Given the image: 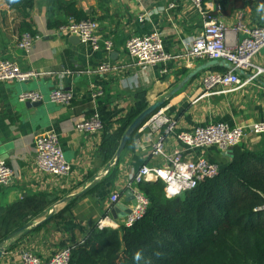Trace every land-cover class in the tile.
I'll return each instance as SVG.
<instances>
[{"label":"crops","instance_id":"0c3cea01","mask_svg":"<svg viewBox=\"0 0 264 264\" xmlns=\"http://www.w3.org/2000/svg\"><path fill=\"white\" fill-rule=\"evenodd\" d=\"M39 1L35 0L31 11L38 36L27 54L17 46L16 13L5 0H0V60L15 61L24 71L38 73L24 83H0V162H6L15 173L11 186L0 187V236L2 228L42 222L51 211L53 216L6 242L7 250L0 264H16L25 250L49 259L63 248L83 244L97 222L109 213L122 224L133 207L130 178L145 164L164 165L153 159V146L142 126L128 141L114 181L103 183L114 167L108 169L111 162L106 163L101 153L102 135L75 131V124L94 112L111 133L121 129L120 121L139 101L150 106L163 99L168 103L162 110L175 121L176 133L210 123L246 126L264 121V74L239 91L196 99L202 78L225 70L217 66L202 71L172 95L191 71L208 62L185 57L188 42L202 33L205 23V17L188 0H63L75 2L89 19L98 23L100 35L114 43L111 53L93 52L81 41H74V36L49 29V13ZM216 13L231 30L229 42L233 45L243 37L233 31L239 17L245 26L264 27V0H221ZM142 14H146L143 22L139 20ZM54 18L64 20L60 14ZM153 30L161 32L166 51L174 59L145 69L135 66L96 73L103 64L126 65L127 40ZM254 63L264 68V48L255 56ZM163 69L168 72L162 73ZM254 72L245 71L243 79ZM58 88L74 94L70 106L46 100L34 107L18 101L23 91H41L48 97ZM94 92L103 94L94 101ZM50 130L58 134L71 165L69 175L62 181L41 173L35 165L37 135ZM255 142L258 145L254 146ZM263 145L264 136H251L243 144L251 149ZM178 148L182 145L176 135L170 136L166 151ZM233 155V149L221 151L211 147L187 152L184 157H205L223 168ZM82 192L79 197H72ZM114 194L120 195L116 204L111 202Z\"/></svg>","mask_w":264,"mask_h":264},{"label":"built area","instance_id":"2783aa9c","mask_svg":"<svg viewBox=\"0 0 264 264\" xmlns=\"http://www.w3.org/2000/svg\"><path fill=\"white\" fill-rule=\"evenodd\" d=\"M205 17L203 31L200 35L190 39L188 42L185 57L190 59H205L208 61H225L231 65L230 69L222 72L208 73L202 78L201 88L197 92V98L227 94L243 89L248 83L264 74V68L254 63V58L264 48V27H248L238 18L234 33L242 34V39L235 45L229 42L231 30L226 23L213 16L212 13L219 10L221 0H188ZM174 4H171V8ZM146 14H142L139 20L143 22ZM60 33L78 37L84 45L93 52L106 51L111 53L114 49L112 40L103 38L99 33L98 23L88 19L80 22L70 20L67 25L59 29ZM34 38L29 34L18 38L17 46L24 53L30 54ZM126 48L129 62L123 66L113 67L110 64H103L96 73H106L114 69L128 67L148 68L165 64L174 59L165 48L164 39L159 30H153L144 36H133L127 40ZM255 71L248 79H243L241 71ZM162 73H167L163 69ZM38 73L29 70L24 71L20 65L11 60H0V83L20 82L24 83L36 77ZM102 92L92 93V99L96 101ZM75 99L71 91L64 89L53 90L48 97L41 91H23L18 95V101L27 103H50L60 106H70ZM147 133V141L153 146L152 157L161 160L164 165L155 166L145 164L139 168L133 177L130 178V190L136 201V205L126 216L122 224H119L109 213L102 217L96 224L98 230L118 229L121 225L133 226L145 215L150 205V200L143 194L140 186L144 183L160 181L164 184L165 195L173 199L191 191L199 186L206 178L216 176L220 167L205 157L193 159L185 158V153H196L216 147L221 151H229L239 145H243L251 136H264V121H259L246 126H232L225 122L210 123L197 126L192 131L176 133V123L164 110H157L142 125ZM141 126V127H142ZM105 130V123L101 116L94 112L89 118L78 121L75 124V131L84 135H102ZM176 135L182 148L167 152L165 143L167 139ZM36 169L41 173L62 181L71 169L65 152L60 144L58 134L53 131L39 133L36 138ZM258 145L257 142L253 144ZM15 173L13 169L0 162V187H9L13 184ZM120 201V195L111 196V202L116 204ZM74 247H66L55 252L49 259H42L32 251H23L19 262L16 264H69Z\"/></svg>","mask_w":264,"mask_h":264},{"label":"trees","instance_id":"16d2710c","mask_svg":"<svg viewBox=\"0 0 264 264\" xmlns=\"http://www.w3.org/2000/svg\"><path fill=\"white\" fill-rule=\"evenodd\" d=\"M41 1L49 13V29L89 19L75 2ZM5 2L16 13L18 38L29 34L35 39V0ZM57 14L64 20L55 19ZM147 107L146 101H139L114 133L105 125L100 150L106 163L112 162L124 133ZM233 150V159L216 176L177 198L168 199L160 181L142 184L150 200L143 218L131 227L100 231L95 226L85 242L74 247L69 264H264V145ZM117 166L103 183L114 181ZM23 225L2 228L0 242Z\"/></svg>","mask_w":264,"mask_h":264},{"label":"water","instance_id":"95a60500","mask_svg":"<svg viewBox=\"0 0 264 264\" xmlns=\"http://www.w3.org/2000/svg\"><path fill=\"white\" fill-rule=\"evenodd\" d=\"M74 41H80V39L78 37H74ZM222 67L224 69H230L231 65L225 61H217V60H213V61H208L203 65H200L198 67H196L193 71H191L186 77L185 79H183V81L179 84V86L172 92V95L176 94L177 92H179L181 89H183L191 80L195 79L202 71H205L207 69H211L214 67ZM241 74H245L244 71H241ZM167 99H163L161 101H158L150 106H148L132 123L131 125L128 127V129L126 130V132L124 133L120 145L118 147V150L115 154L114 159L112 160V162L109 164L108 169H112L113 167L117 166L119 159L123 153V151L126 148V145L130 139V137L137 131L140 129V127L149 119V117H151L157 110L161 109L165 103H166ZM28 106H39L41 105V103H27ZM108 170V171H109ZM157 182V181H155ZM82 193L73 195L72 197H79L80 195H82ZM131 197H132V203L133 206L136 205V201L133 197L132 192L130 193ZM68 200V199H66ZM53 216V211H51V213L46 217V219H44L42 222L39 223H29L27 225H24L22 227H20L19 229H17L16 231H14L12 234H10L1 244H0V261L4 255V253L7 250V246L5 245L6 242H8L9 240L13 239L14 237H16L17 235H19L20 233L38 227L40 226L42 223H44L46 220L50 219Z\"/></svg>","mask_w":264,"mask_h":264},{"label":"rangeland","instance_id":"374dc122","mask_svg":"<svg viewBox=\"0 0 264 264\" xmlns=\"http://www.w3.org/2000/svg\"><path fill=\"white\" fill-rule=\"evenodd\" d=\"M162 108H163V107H162ZM162 108H161V109H162Z\"/></svg>","mask_w":264,"mask_h":264}]
</instances>
